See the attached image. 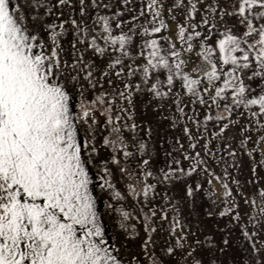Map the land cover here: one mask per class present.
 Instances as JSON below:
<instances>
[{"label":"snow or ice","instance_id":"obj_1","mask_svg":"<svg viewBox=\"0 0 264 264\" xmlns=\"http://www.w3.org/2000/svg\"><path fill=\"white\" fill-rule=\"evenodd\" d=\"M0 264H264V0H0Z\"/></svg>","mask_w":264,"mask_h":264}]
</instances>
